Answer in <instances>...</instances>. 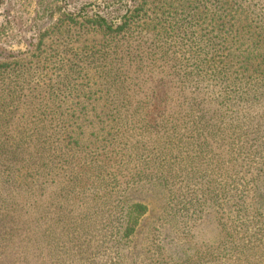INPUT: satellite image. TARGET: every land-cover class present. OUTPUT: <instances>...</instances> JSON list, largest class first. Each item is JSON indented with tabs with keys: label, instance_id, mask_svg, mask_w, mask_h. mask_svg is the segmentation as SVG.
Masks as SVG:
<instances>
[{
	"label": "trees",
	"instance_id": "1",
	"mask_svg": "<svg viewBox=\"0 0 264 264\" xmlns=\"http://www.w3.org/2000/svg\"><path fill=\"white\" fill-rule=\"evenodd\" d=\"M116 11L63 15L54 46L0 63V264H129L142 183L179 242L216 229L172 255L154 228L137 264H264V0Z\"/></svg>",
	"mask_w": 264,
	"mask_h": 264
},
{
	"label": "rangeland",
	"instance_id": "2",
	"mask_svg": "<svg viewBox=\"0 0 264 264\" xmlns=\"http://www.w3.org/2000/svg\"><path fill=\"white\" fill-rule=\"evenodd\" d=\"M134 0H1L0 1V63L15 60L18 56L32 59L33 51L42 39L45 45H55L57 35L55 27L63 15H73L79 21L85 22L96 16H103L107 12H114L110 21L118 23L130 9ZM115 4L116 8H111ZM120 6L122 8H120ZM41 49V47H40ZM43 49V48H42ZM38 54V53H35ZM32 71L36 69L31 67ZM37 72V70H34ZM46 72V71H45ZM53 72H51L52 74ZM264 189V188H263ZM130 203H140L147 207L148 212L142 218L130 243L122 253L127 263H143L146 259V246L149 232L159 229L160 218L165 209L164 192L153 183H142L134 186L126 194ZM89 199L90 196H89ZM230 215L232 207H228ZM214 215L210 214L199 222L193 224L191 235L193 242L187 246L179 242L175 233L164 226L159 229L162 245L172 255L179 250L190 248L191 252L203 251L212 246L215 227ZM192 225V223H191ZM192 247V248H191ZM253 261V260H252ZM252 264H255L253 261Z\"/></svg>",
	"mask_w": 264,
	"mask_h": 264
}]
</instances>
